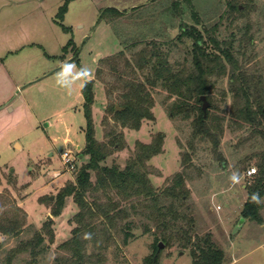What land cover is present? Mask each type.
Returning a JSON list of instances; mask_svg holds the SVG:
<instances>
[{"label":"rangeland","instance_id":"374dc122","mask_svg":"<svg viewBox=\"0 0 264 264\" xmlns=\"http://www.w3.org/2000/svg\"><path fill=\"white\" fill-rule=\"evenodd\" d=\"M228 1L190 0L188 4L181 5L184 13L180 20L187 25L194 24L191 14H196L201 24L198 28L202 30L203 26L211 28L217 17L221 16L218 27L220 38L227 39L234 35L236 40L243 38L245 28L249 26L248 35L253 36L254 43L246 53V58H249L247 66L257 70L264 80V0H240V7L249 5L251 1V9L247 8L250 13L247 18L239 17L232 25L227 18ZM61 3V0H29L22 5H17V2L16 5H8L6 0L4 4L0 3V53L1 49L6 50L5 45L11 50L25 43L32 44L10 57L16 64H9L11 61L7 63L17 88L10 91L6 83L1 84L0 90V107L8 105L16 108L15 113H8L6 109L0 115V194L9 197L26 213L25 226L18 236L0 235V264H5L4 259L9 249L30 239L36 231L42 229L45 222L51 221L53 243L50 244L45 239L42 245L45 251L37 257L35 264H55L56 257L60 255L58 246L71 237L73 225L69 221L77 212L72 198L66 197L59 214L52 216L46 198L53 200L59 189L75 178V170L68 172L62 165V151H71L76 170L87 162V158L80 159V162L75 160L76 154L78 158L81 156L79 153L85 143L81 104L75 98L76 84L81 75L77 70L74 74L60 72L49 79L42 78L41 81L44 82L40 85L44 83V93L35 84H26L25 81L34 75H40L48 68L58 65L57 60L48 59L45 53L58 56L62 47L70 39L73 40L81 50L79 57L83 73H91L93 78L94 67L97 69L99 66V63H93L95 59L101 56L98 58L99 62L100 59L119 52L122 49L121 41L130 44L134 39L139 41L146 37L145 41H139L143 44L136 48L138 50L152 41L150 36L155 33L170 40L175 39L179 33L177 26L180 20L174 19V22L168 15L169 9L166 10L171 0H74L63 20V25L71 28L69 34L63 33L51 22ZM135 7L136 12L131 14ZM106 8L128 12L115 23L116 32L113 26L107 25L103 20L97 22L100 10ZM20 23L34 24L25 40L18 36ZM173 23L176 27L171 26ZM84 34L85 37L81 40ZM156 40L159 41L157 43L160 44V49L167 53L171 64L183 62L185 49L168 45L166 39ZM65 57L71 58L72 54L69 52ZM1 74L3 71L0 69V76ZM102 75L107 81L111 78L107 72ZM136 76L143 80L144 73L137 72ZM96 82L98 86L95 89L92 119L95 139L102 141V120L109 102L106 95L108 86L98 80ZM216 83V96L220 99L219 92H226L227 80L224 78ZM3 87L5 91L2 90ZM115 92L114 94H118ZM151 94L154 99V121H142L139 131L124 129L125 149L108 157L104 165L123 168L132 155L135 142L148 144L153 134L162 133L163 152L149 161L154 172L149 178L153 187L159 191L169 178L182 171V154H191L192 166L187 168L185 165L183 168H187L188 174L186 187L189 197L185 207L194 219L193 239H203L209 234L211 241L224 252L223 264H232L238 257L240 259L234 264H264V245L258 246V243L264 242V194L260 198L261 222L245 219V224L235 229L247 198L245 187L257 176L255 164L258 159L251 156L263 149L261 140H245L248 130H233L226 121L220 144L225 163L214 160L210 154V145L206 142L197 141L196 150L192 154L187 145L189 122L170 119L168 116V106L174 101V97L167 96L160 88L151 91ZM225 98L228 107L230 95L226 94ZM249 168L256 170L252 177L245 175ZM131 221L132 237L127 240L126 245L123 244V233L114 237L115 241L111 245L106 246L101 242L106 258L103 264H147L152 255H155L152 246L154 228L151 226L145 232L150 223L139 216L133 217ZM158 244V264H193L189 249L178 246L165 248L163 244L159 248ZM91 250L92 246H89L88 253ZM30 260L29 254H21L11 264H29Z\"/></svg>","mask_w":264,"mask_h":264},{"label":"trees","instance_id":"16d2710c","mask_svg":"<svg viewBox=\"0 0 264 264\" xmlns=\"http://www.w3.org/2000/svg\"><path fill=\"white\" fill-rule=\"evenodd\" d=\"M71 1L73 0H62L54 16V23L66 34L71 32V28L64 26L63 20ZM189 1L171 0L166 9H169L170 18L180 20L184 13L181 5H186ZM239 1L226 2L230 25L239 17L247 18L250 13L251 1L249 5L242 7L238 5ZM136 9L133 8L131 14ZM126 13L128 14L126 11L106 8L100 10L97 22L103 20L107 25L113 26L116 32L115 23L123 19ZM191 17L194 22L191 25L180 20L177 26L179 33L175 39L170 40L155 33L150 36L152 41L138 50L136 48L143 44L139 41H145L146 37L139 41L131 40L130 44L121 41L122 49L119 52L100 59L94 77L96 81L108 86L106 95L109 101L102 120V141L95 139L92 119L95 80L82 84L80 93L85 143L79 154L82 158H87V162L75 169L74 180L67 181L53 200L46 198L52 216L59 214L66 197H71L77 208L69 221L73 225L71 237L58 246L60 255L56 257L55 264H103L106 258L101 242L106 246L111 245L115 241L114 237L123 233V244L126 245L127 240L132 237L131 219L135 216L150 223L145 232L151 226L154 228L152 246L155 255H152L147 264H158V243L165 248L178 246L189 249L193 264H223L224 252L211 241L209 234L203 239H193L194 219L185 207L189 197L186 170L192 166L189 152L181 156L182 171L169 178L159 191L151 184L149 176L154 172L148 163L163 152L162 133L153 134L148 144L135 142L132 155L123 168L104 165L108 157L125 149L124 129L138 131L142 121H154L151 91L156 88H160L167 96L174 97L167 110L169 118L189 122L187 145L192 154L196 150L197 141L206 142L210 145V154L214 160L225 163L220 144L226 121L233 130L247 129L248 136L245 140H261L263 149L251 156L258 159L255 164L257 176L245 187L247 198L240 212V217L244 219L261 222L260 198L264 194V80L257 70L247 66L249 58H246V53L254 43L253 36L248 35L247 26L243 38L236 40L234 35L227 39L220 38L218 27L221 16L217 17L211 28L203 26L202 30L198 28L201 26L198 16L191 14ZM171 26L174 27L175 24ZM158 38L166 39L168 45L185 49L183 62L171 64L167 53L157 43ZM79 51L70 39L57 58L62 60L70 52V61L83 76L78 60ZM105 72L111 80L103 78L102 74ZM137 72L144 73L143 80L136 76ZM224 78L227 80L226 92L220 91L221 98L218 99L216 82ZM115 91L118 94H114ZM226 94L230 95L231 100L228 107ZM201 96L209 104L205 112L201 108ZM117 107L120 110H116ZM75 156L77 158L78 154ZM185 165L187 168H183ZM25 223L24 210L9 197L0 194V235L18 236ZM51 224L52 221L45 222L42 229L36 231L30 239L9 249L4 259L5 264H11L21 254H29V264H35L37 257L45 251L42 246L45 239L50 244L53 243ZM89 246H92V250L88 253Z\"/></svg>","mask_w":264,"mask_h":264},{"label":"crops","instance_id":"0c3cea01","mask_svg":"<svg viewBox=\"0 0 264 264\" xmlns=\"http://www.w3.org/2000/svg\"><path fill=\"white\" fill-rule=\"evenodd\" d=\"M6 1H8V5H16L15 2H17V5H22V4H25L26 2H28L29 0H14L13 2H11V0H6ZM73 1H71V2H73ZM0 3L4 4L5 3V0H0ZM70 3L68 5V10H67L66 14L69 11ZM51 22L54 24V17L51 19ZM20 24H21V26L18 28L19 29V35L18 36L19 37H22L23 38L22 40H25L27 38V34H29V32L34 28V27H32V25H34V24H31V23H28V24H22V23H20ZM84 37H85V34L82 35L80 39L83 40ZM82 44H84V43H82ZM31 45H32L31 43H25L24 45H19L18 48L15 47L16 49H11V50L9 49L8 46L5 45L6 50L5 49H1L2 50V53H0V69L3 71V74H1V76H0L1 77L0 90H1V87H2L1 84L6 85V83L8 84L10 91L13 90V88H17V84H16V82H14L15 81L14 76H12L10 74V68L8 67V64L7 63L9 61H11V62H9V64H12V65L13 64H16V62L14 60H10V57H13L14 55L17 54V52H20L22 49H25L26 47H29ZM75 45L77 46L76 43H75ZM80 51H79V54H81ZM45 55L47 56L48 59L57 60L58 65H54L53 67H50V69L48 68L47 71L41 72L40 75H34L33 78L28 79V80L25 81V82H27L26 84H28V85L35 84L36 87L37 86L39 87V91L40 92H43V93L45 92V88H44V85H43L44 83L40 85V83L44 82V81H41L42 78L43 79H49L50 77H53L54 75L59 74L60 72H64V73H66V75H69L71 73L74 74L78 70L77 67L75 66V64L70 61V59H71L70 57H65L64 59L61 60V59L57 58L58 56H60V54L58 56H50V55H48V54L45 53ZM100 57L101 56H98L95 59L96 62L94 61L93 63H96L97 64L98 63V58H100ZM78 60H79V63L81 65L82 64L81 57L78 56ZM22 66H25V65H22ZM81 67H82V65H81ZM94 69L96 71V66L94 67ZM93 74L95 75V72ZM79 79L80 80L76 84L75 98L78 101V103L81 104V102H82V96H81L80 90H81L82 84L85 81L94 80V77L92 78L91 73L85 72V73H83V76L82 75L79 76ZM97 86H98L97 82L94 81V84H93L94 103H93V106H92V110L95 107V100H96L95 89L97 88ZM2 90L5 91V88L3 87ZM6 109L8 110V113L10 112L11 114L12 113H15V111H16V108L10 107L8 105H5V106H1L0 107V115H2L3 113H5L7 111ZM140 129H141V127H140ZM78 149H79V147H78ZM79 158L77 156V159H79ZM245 222H246V220H245ZM245 222H244V224H245ZM258 244H259L258 246H262V245H264V242H261V243H258ZM238 259H240V257H238L237 259H234L233 262H232V264H234Z\"/></svg>","mask_w":264,"mask_h":264},{"label":"built area","instance_id":"2783aa9c","mask_svg":"<svg viewBox=\"0 0 264 264\" xmlns=\"http://www.w3.org/2000/svg\"><path fill=\"white\" fill-rule=\"evenodd\" d=\"M72 156L73 155H72L71 151H69V150L62 151L60 154V159H61L62 165L65 167V169L68 172H72L76 169V165H75V162H74V159ZM255 173H256V170L254 168H251V169L249 168L246 170L245 175L247 177H252Z\"/></svg>","mask_w":264,"mask_h":264},{"label":"water","instance_id":"95a60500","mask_svg":"<svg viewBox=\"0 0 264 264\" xmlns=\"http://www.w3.org/2000/svg\"><path fill=\"white\" fill-rule=\"evenodd\" d=\"M200 100H201V102H202V106H201L202 111L205 112L206 109L208 108L209 104H208V102L206 101V98H205L204 96H201V97H200ZM116 110H120V108L117 107ZM263 111H264V109H263ZM79 159H81V157H80ZM244 221H245V219L242 218V217H240V220L238 221V223H237L235 229L238 228V227L240 228V226L244 223ZM235 231H236V230H235ZM158 246H159V248H161V247H162V244L159 243Z\"/></svg>","mask_w":264,"mask_h":264}]
</instances>
